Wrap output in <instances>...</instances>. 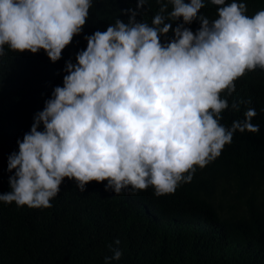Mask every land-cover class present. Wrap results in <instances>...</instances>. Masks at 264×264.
Returning <instances> with one entry per match:
<instances>
[{
	"label": "clouds",
	"instance_id": "clouds-1",
	"mask_svg": "<svg viewBox=\"0 0 264 264\" xmlns=\"http://www.w3.org/2000/svg\"><path fill=\"white\" fill-rule=\"evenodd\" d=\"M160 2V0H158ZM152 24L117 19L106 31L86 36L87 47L66 62L63 86L8 157L10 191L0 202L47 209L65 178L80 192L107 181L116 195L154 189L161 197L190 183L197 167L220 161L232 141L264 129V10L210 0L218 18L200 14L204 0H169ZM93 0H0V57L12 51L51 62L79 35ZM146 0H137V9ZM171 41L162 43L171 24ZM200 22L193 33L184 25ZM239 87L247 101L236 102ZM252 94L257 96L253 100ZM241 104H246L240 109ZM226 110V114H222ZM232 111L233 113H229ZM228 118L230 128L220 123ZM43 125V130H38ZM119 245V239L114 241ZM104 264L123 252L109 245Z\"/></svg>",
	"mask_w": 264,
	"mask_h": 264
},
{
	"label": "trees",
	"instance_id": "trees-1",
	"mask_svg": "<svg viewBox=\"0 0 264 264\" xmlns=\"http://www.w3.org/2000/svg\"><path fill=\"white\" fill-rule=\"evenodd\" d=\"M237 2L246 3L248 16L264 10V0ZM163 3L167 16L173 10L169 0H146L140 9L137 0H93L82 32L55 63L42 49L18 53L5 45L0 57V194L11 190L7 164L9 155L19 151L17 140L30 131L54 88L63 86L66 62L76 63V54L87 47L85 37L106 31L117 19L128 23L129 9L138 22L151 25ZM204 4L200 14L210 22L217 19L219 6L210 0ZM165 23L172 27L160 37L162 43L174 38L183 20ZM184 27L195 34L200 22ZM235 97L247 101L246 88L239 87ZM227 120L220 123L230 128ZM227 146L220 161L197 167L192 181L170 195L156 197L152 187L116 195L105 190L107 181H92L80 192L65 178L51 208L0 202V264H104L112 255L109 245L123 252L111 264H264V129Z\"/></svg>",
	"mask_w": 264,
	"mask_h": 264
}]
</instances>
